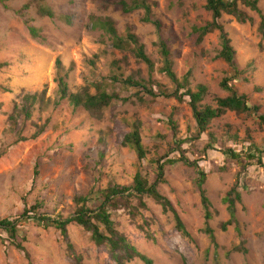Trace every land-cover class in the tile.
Instances as JSON below:
<instances>
[{"label":"rangeland","instance_id":"obj_1","mask_svg":"<svg viewBox=\"0 0 264 264\" xmlns=\"http://www.w3.org/2000/svg\"><path fill=\"white\" fill-rule=\"evenodd\" d=\"M149 2L154 16L163 22L162 37L171 47L178 78L192 69V87L207 85L209 94L203 104L216 108L217 98L228 96L220 84L234 72L223 60L216 59L222 49L219 32L207 35L202 44L197 43V35L193 33L195 27L212 21L205 8L207 0ZM258 6L264 15V0ZM41 7L52 10L54 17L42 16ZM240 9L250 21L240 24L223 15L219 23L236 50L237 68L246 72L233 84L264 114L261 17L243 5ZM66 17H70L71 23ZM105 18L114 21L119 35L129 28L135 30L155 63V72L150 73L130 48L127 51L114 48L101 28L92 27L94 22ZM142 18L143 11L127 15L114 3L102 0H0V62L9 63L0 70V218L22 217L25 208H31L37 201L45 203L41 216L70 217L76 196L94 191L98 198L100 189L111 182L129 186L140 169L155 182L157 171L150 160L159 156H164V161L166 157L179 159L181 152L172 149L176 148L175 140H187L183 147L188 151L186 158L198 162L207 176L204 187L213 215L209 224L215 230L218 247L203 233L206 220L195 185L198 174L183 162L165 167L164 182H159L158 189L172 202L191 238L185 239L175 227L173 214H165L148 196L144 198L147 209L139 208L137 215L126 210L113 215L117 230L154 264H264V168L248 166L245 156L239 161L224 156L228 149L242 151L252 145L263 148L264 125L256 114L228 112L213 120L201 138L193 140L197 123L188 99L153 100L143 93L137 95V90L127 89L121 83L113 84L112 76L120 80L153 78L169 91L173 88L169 78L160 72L164 59L154 44L158 41L155 28L143 24ZM30 27L37 29L42 40L32 38ZM58 59L62 63L60 75H67L71 93L88 87L95 94L91 85L103 81L110 92L130 97V101L113 103L102 120L83 109L75 110L67 102L58 108L52 102L46 103L44 111L41 103H37L32 118L25 125L20 124L23 136L30 140L19 142L9 117L23 107L26 95L45 94L46 99L54 101L58 91ZM170 118L177 124L176 135ZM47 121L46 131L31 139ZM135 122H141L143 142L151 151L142 164L138 163L136 152L122 144ZM210 134H214L215 140H211ZM209 145L211 148H207ZM236 183L242 194V203L237 204L238 225L222 232L221 223L229 219L223 199ZM97 204L95 200L90 202L92 206ZM24 221L19 222V240L29 258L11 245L7 234L0 232V264H75L69 244L75 255L82 258V264H117L109 248L95 245L91 234L80 226H69L65 237L55 228ZM239 246L246 252L233 250Z\"/></svg>","mask_w":264,"mask_h":264},{"label":"trees","instance_id":"obj_2","mask_svg":"<svg viewBox=\"0 0 264 264\" xmlns=\"http://www.w3.org/2000/svg\"><path fill=\"white\" fill-rule=\"evenodd\" d=\"M102 2H111L116 5V8L121 10L124 14H131L137 11H143V24L152 25L158 36V41L155 46L158 52L163 57L164 66L160 72L164 73L171 81L173 88L171 91L160 85L159 82L154 81L153 78L148 81L144 79H135L128 77L120 80L117 76H112L111 80L113 84L121 83L127 89L137 90V95L143 93L145 96H150L153 100L159 98H173L178 102H185L188 99L189 105L192 109L193 116L197 123V134L193 137V140H198L203 134H205L212 121L216 118L226 115L228 112H235L238 115H255L259 118L260 123L264 125V114H260V107L252 105L250 98L246 94H240L235 86L234 82L240 79V76L245 74V71H240L235 62L236 50L231 44V40L224 27L219 23L223 15H228L236 19L240 24H245L250 21L248 15L240 9V5H243L250 10L257 12L261 17V23L259 27L260 34L264 38V15L259 9L260 0H207L206 10L211 13L212 21L206 23L204 26L195 27L193 30L194 35H197V43L202 44L207 35L219 32L221 38L222 49L216 59L223 60L234 74L224 78L221 82V88L228 93L225 98H217V107L214 108L211 105H204L203 101L209 94V87L204 84H197L192 87L191 79L193 77V70L190 69L183 78H178L174 71L173 53L167 40L162 37V29L164 28L163 22L154 16L152 6L149 4V0H102ZM42 16L54 17L52 10L41 7L39 10ZM67 21L71 23L70 17H66ZM93 18L91 19L92 22ZM93 28H101L105 35L112 41L113 47L127 51L129 48L134 53L135 57L144 62L150 73L155 72V63L150 59L146 53V47L142 43L140 37L136 34L135 30L129 28L125 35H119L115 23L110 18L104 20H97L92 24ZM30 33L35 40H42L39 36L37 29L30 27ZM8 62H0V70L8 67ZM62 68L61 60H57L58 75L56 78L58 91L56 92V98L54 101L46 99L45 94L42 95H26L23 98V107L17 109L10 115L9 121L11 129L16 132L19 138V142H26L30 138L23 136L21 125H25L29 121L35 111V105L41 103L44 111L47 104H53L55 108L61 106L63 102L69 103V105L75 110L83 109L97 120L104 118V112L116 102L127 103L130 101V97H122L117 92H110L106 88V84L102 82H94L91 86L95 89L96 93L93 94L91 89L85 87L78 93H71L67 83V75L61 76L60 71ZM247 78L245 81L247 82ZM261 91L262 89H257ZM140 100L143 98L140 97ZM48 121L41 127H38L37 132L31 137L35 140L39 138L48 126ZM169 124L172 127L175 135L177 133V124L172 118L169 120ZM159 138H161L159 136ZM211 140H215L214 134H210ZM187 140H175L176 152H181L179 159H169L164 161V156H159L150 160L151 164L157 171V179L155 182L150 181L148 173H143L140 169L134 176V181L131 185H119L115 182H111L107 187L100 189L98 198L96 193L91 191L87 195H78L74 198L75 210L70 217L64 218L59 216L58 219H52L46 216H41L40 211L45 207L44 202H36L31 208H25L22 217L15 220L9 218H0V232L7 234V240L11 245H14L16 249L21 250L28 257L27 249L22 245L19 240L20 223L25 219L37 223L39 226H44L46 229L49 227L55 228L60 231L65 237L68 235L69 226L75 224L82 227L85 231L90 233L91 241L97 246H105L109 248L113 256L114 261L117 264H127L134 261H139L144 264H154L153 260L147 255L141 253L135 246H133L127 239V237L120 233L113 220V215L121 210H126L131 215L135 216L139 213V208L147 209V204L144 202L145 196L153 198L158 205H160L165 214H173L175 227L177 231L185 238H191L187 227L181 218L178 211L175 209L172 202L163 194L159 192V182H164V172L166 166H174L178 162H183L185 165L192 167L196 170L198 178L195 180V185L199 189L202 205L205 210L206 225L203 233H205L211 239L212 244L218 247L215 238V230L210 226V221L213 218L212 215V203L207 196L205 189L206 173L201 169L198 162L190 161L186 158L185 153L188 151L183 149ZM123 146L129 147L137 154L138 163L142 164L148 160L149 151L143 142L142 124L141 122H135L131 126V131L127 133L122 142ZM209 145L207 148H211ZM171 149V150H172ZM206 152V149H205ZM102 155V154H101ZM225 157H229L232 161H239L242 157L248 161V166L257 165L264 168V147L258 145H252L247 148H243L242 151H236L234 149H228L224 152ZM103 157V156H102ZM38 174V173H37ZM35 173V175H37ZM239 183H236L231 190L227 193L223 199V203L227 205L229 213V219L226 222L221 223L220 230L227 232L230 227H236L238 225L237 204L242 203V194L239 191ZM95 200L98 202L96 206L90 205V202ZM134 201L137 202L134 205ZM40 215V217H39ZM26 220V221H27ZM24 221V222H26ZM238 229V228H236ZM1 237V236H0ZM69 254L74 257L75 264H82V258L76 254L73 246L69 244ZM235 252H246V249L242 246L235 247ZM29 258V257H28ZM186 264V263H185Z\"/></svg>","mask_w":264,"mask_h":264},{"label":"clouds","instance_id":"obj_3","mask_svg":"<svg viewBox=\"0 0 264 264\" xmlns=\"http://www.w3.org/2000/svg\"><path fill=\"white\" fill-rule=\"evenodd\" d=\"M155 31H156V30H155ZM125 34H126V33H125ZM125 34H124V35H125ZM136 34H137V33H136ZM143 44H144V43H143ZM154 44H155V43H154ZM144 45H145V44H144ZM145 47H146V46H145Z\"/></svg>","mask_w":264,"mask_h":264}]
</instances>
